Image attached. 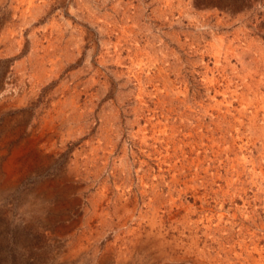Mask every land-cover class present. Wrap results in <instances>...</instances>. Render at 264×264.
Here are the masks:
<instances>
[{
    "label": "rangeland",
    "instance_id": "374dc122",
    "mask_svg": "<svg viewBox=\"0 0 264 264\" xmlns=\"http://www.w3.org/2000/svg\"><path fill=\"white\" fill-rule=\"evenodd\" d=\"M169 262L264 264V0H0V264Z\"/></svg>",
    "mask_w": 264,
    "mask_h": 264
},
{
    "label": "bare ground",
    "instance_id": "6f19581e",
    "mask_svg": "<svg viewBox=\"0 0 264 264\" xmlns=\"http://www.w3.org/2000/svg\"><path fill=\"white\" fill-rule=\"evenodd\" d=\"M37 149H38V148H37ZM179 150H180V149H179ZM217 153H218V152H217ZM167 155H168V154H167ZM204 156H205V155H204ZM173 158H174V157H173ZM173 158H172V159H173ZM163 159H164V158H163ZM163 159H162V160H163ZM176 159H177V157H176ZM162 160H161V161H162ZM169 160H170V159H169ZM173 160H174V159H173ZM187 160H188V159H187ZM190 160H191V159H190ZM190 160H189V161H190ZM202 160H203V159H202ZM193 161H194V160H193ZM198 161H199V159H198ZM187 162H188V161H187ZM187 162H185V163H187ZM171 163H172V162H171ZM181 163H182V162H181ZM185 163H184V164H185ZM205 163H206V162H205ZM187 164H188V163H187ZM194 164H195V162H194ZM172 165H173V164H172ZM200 165H201V164H200ZM245 165H246V164H245ZM187 166H188V165H187ZM209 166H210V165H209ZM180 168H181V167H180ZM182 168H183V167H182ZM203 168H204V167H203ZM190 170H191V169H190ZM180 171H181V170H180ZM182 171H183V170H182ZM197 172H198V171H197ZM202 172H203V171H202ZM177 173H178V172H177ZM69 174H70V173H69ZM173 174H174V173H173ZM217 174H218V173H217ZM72 175H73V174H72ZM215 175H216V174H215ZM208 176H209V175H208ZM221 176H222V175H221ZM201 177H203V176H201ZM204 177H205V176H204ZM204 177H203V178H204ZM210 177H211V176H210ZM155 178H156V177H155ZM192 179H193V178H192ZM201 179H202V178H201ZM208 179H209V178H208ZM179 180H180V179H179ZM179 180H178V181H179ZM190 180H191V179H190ZM212 181H213V180H212ZM152 182H153V181H152ZM203 182H204V181H203ZM209 182H211V181H209ZM153 183H154V182H153ZM172 184H173V183H172ZM211 184H212V183H211ZM223 184H224V183H223ZM151 185H152V184H151ZM169 185H170V184H169ZM226 185H227V184H226ZM157 186H158V184H157ZM186 186H187V185H186ZM159 187H160V186H159ZM167 187H168V186H167ZM171 187H173V186H171ZM187 187H188V186H187ZM205 187H206V186H205ZM217 187H218V186H217ZM219 187H220V186H219ZM193 188H195V187H193ZM213 188H214V187H213ZM220 188H221V187H220ZM227 188H228V187H227ZM169 189H170V188H169ZM178 190H179V189H178ZM211 190H212V189H211ZM217 190H218V189H217ZM174 191H175V190H174ZM186 191H187V190H186ZM208 191H209V190H208ZM212 191H213V190H212ZM225 191H226V190H225ZM177 192H178V191H177ZM203 192H204V191H203ZM215 192H216V191H215ZM226 192H227V191H226ZM184 193H185V192H184ZM192 193H193V192H192ZM224 193H225V192H224ZM224 193H223V194H224ZM182 194H183V193H182ZM199 194H200V193H199ZM208 194H210V193H208ZM217 194H218V193H217ZM173 195H174V194H173ZM185 195H186V194H185ZM192 195H193V194H192ZM230 195H231V194H230ZM182 196H183V195H182ZM219 197H220V196H219ZM223 197H224V196H223ZM225 197H226V196H225ZM167 198H168V197H167ZM205 198H206V197H205ZM129 199H130V198H129ZM135 199H136V198H135ZM197 199H198V198H197ZM202 199H203V198H202ZM193 200H194V199H193ZM198 200H199V199H198ZM177 201H178V199H177ZM199 201H200V200H199ZM126 202H127V201H126ZM170 202H171V201H169V203H170ZM194 202H195V201H194ZM196 202H197V200H196ZM119 203H120V202H119ZM165 203H166V201H165ZM115 204H116V203H115ZM132 204H133V203H132ZM200 206H201V205H200ZM181 207H182V206H181ZM121 208H122V207H121ZM129 208H130V207H129ZM159 208H160V207H159ZM159 208H158V209H159ZM189 209H190V208H189ZM192 209H193V208H192ZM116 210H117V208H116ZM118 210H119V208H118ZM147 210H148V209H147ZM124 211H125V210H124ZM151 211H152V209H151ZM154 211H155V210H154ZM190 211H191V209H190ZM147 212H148V211H147ZM167 212H168V211H167ZM192 212H194V211H192ZM117 213H118V212H117ZM123 213H124V212H123ZM164 213H165V212H164ZM139 214H140V213H139ZM146 214H147V213H146ZM172 214H173V213H172ZM119 215H120V214H119ZM151 215H152V214H151ZM187 215H188V214H187ZM128 216H129V215H128ZM149 216H150V215H149ZM154 216H155V215H154ZM198 216H199V215H198ZM143 217H145V216H143ZM157 217H158V216H157ZM181 217H182V216H181ZM200 217H201V216H200ZM183 218H184V216H183ZM148 219H149V218H148ZM125 220H126V219H125ZM152 220H153V219H152ZM149 221H150V220H149ZM239 221H240V220H239ZM158 222H159V221H158ZM166 222H167V221H166ZM171 222H172V221H171ZM180 222H181V220H180ZM188 222H189V221H188ZM160 223H161V222H160ZM200 223H201V221H200ZM158 224H159V223H158ZM169 224H170V223H169ZM190 224H191V223H190ZM183 225H185V224H183ZM192 226H193V225H192ZM200 226H201V225H200ZM202 226H203V225H202ZM157 227H158V226H157ZM207 227H208V226H207ZM207 227H206V229H208ZM187 228H188V227H187ZM133 230H134V229H133ZM171 230H172V229H171ZM192 230H194V229H192ZM137 231H138V230H137ZM173 231H174V230H173ZM173 231H172V232H173ZM194 231H196V230H194ZM194 231H193V232H194ZM211 231H212V230H211ZM182 232H183V231H182ZM204 232H205V231H204ZM209 232H210V231H209ZM216 232H218V231H217V228H216ZM194 233H195V232H194ZM138 234H139V233H138ZM189 235H190V234H189ZM187 236H188V235H187ZM194 236H195V235H194ZM208 236H209V234H208ZM164 237H165V236H164ZM167 237H168V236H167ZM184 237H185V236H184ZM203 237H204V236H203ZM209 237H210V236H209ZM186 238H187V237H186ZM188 238H190V237H188ZM206 238H208V237H206ZM221 239H222V238H221ZM198 244H200V243H198ZM211 244H212V243H211ZM221 245H222V244H221ZM174 246H175V245H174ZM186 247H187V246H186ZM190 248H191V247H190ZM200 248H201V247H200ZM220 248H221V247H220ZM220 248H219V249H220ZM208 249H209V248H208ZM217 249H218V248H217ZM195 250H196V249H195ZM202 252H203V251H202ZM179 253H180V252H179ZM191 255H192V254H191ZM202 256H203V255H202ZM215 256H216V255H215ZM177 261H178V260H177ZM184 261H185V260H184ZM162 262H163V261H161V263H162ZM164 263H165V262H164ZM186 263H187V262H186ZM209 263H210V262H209ZM216 263H217V262H216ZM169 264H172V263L169 262ZM212 264H213V263H212Z\"/></svg>",
    "mask_w": 264,
    "mask_h": 264
}]
</instances>
